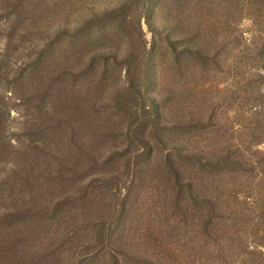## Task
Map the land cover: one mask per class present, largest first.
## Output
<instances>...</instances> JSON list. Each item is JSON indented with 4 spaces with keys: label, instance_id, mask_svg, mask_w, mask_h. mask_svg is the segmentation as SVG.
I'll list each match as a JSON object with an SVG mask.
<instances>
[{
    "label": "rangeland",
    "instance_id": "1",
    "mask_svg": "<svg viewBox=\"0 0 264 264\" xmlns=\"http://www.w3.org/2000/svg\"><path fill=\"white\" fill-rule=\"evenodd\" d=\"M0 264H264V0H0Z\"/></svg>",
    "mask_w": 264,
    "mask_h": 264
}]
</instances>
